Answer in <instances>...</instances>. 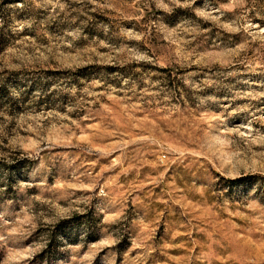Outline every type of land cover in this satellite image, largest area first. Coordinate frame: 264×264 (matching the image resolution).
<instances>
[{"label":"rangeland","instance_id":"1","mask_svg":"<svg viewBox=\"0 0 264 264\" xmlns=\"http://www.w3.org/2000/svg\"><path fill=\"white\" fill-rule=\"evenodd\" d=\"M0 264H264V0H0Z\"/></svg>","mask_w":264,"mask_h":264}]
</instances>
